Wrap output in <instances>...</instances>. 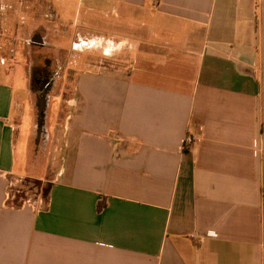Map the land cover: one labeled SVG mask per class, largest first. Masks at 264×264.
Listing matches in <instances>:
<instances>
[{"label":"crops","instance_id":"crops-1","mask_svg":"<svg viewBox=\"0 0 264 264\" xmlns=\"http://www.w3.org/2000/svg\"><path fill=\"white\" fill-rule=\"evenodd\" d=\"M78 7L98 57H81L45 199L11 198L34 169L0 69V264H264V0Z\"/></svg>","mask_w":264,"mask_h":264},{"label":"rangeland","instance_id":"rangeland-1","mask_svg":"<svg viewBox=\"0 0 264 264\" xmlns=\"http://www.w3.org/2000/svg\"><path fill=\"white\" fill-rule=\"evenodd\" d=\"M79 1L10 0L11 6L0 12V60L5 62L0 69L9 72V82L22 101V115L19 111L17 115L22 128L16 139V157L18 161L28 155L34 169L33 177L23 178L13 188L15 203L45 199L54 170L51 165L56 160L54 152L63 143L71 100L78 97L74 87L82 69L81 57L94 62L98 57L95 49H86L87 44L82 43L90 36L95 38L96 33L95 28L81 25ZM16 2L23 5L18 11ZM35 74L38 81L34 90ZM42 101L43 126L37 139L38 104Z\"/></svg>","mask_w":264,"mask_h":264},{"label":"water","instance_id":"water-1","mask_svg":"<svg viewBox=\"0 0 264 264\" xmlns=\"http://www.w3.org/2000/svg\"><path fill=\"white\" fill-rule=\"evenodd\" d=\"M38 115H37V139L40 137L42 132V126H43V118H44V101L38 104Z\"/></svg>","mask_w":264,"mask_h":264},{"label":"built area","instance_id":"built-area-1","mask_svg":"<svg viewBox=\"0 0 264 264\" xmlns=\"http://www.w3.org/2000/svg\"><path fill=\"white\" fill-rule=\"evenodd\" d=\"M195 140H196L195 135L191 132H188L185 135L184 139H182V148L186 149L191 147L194 144Z\"/></svg>","mask_w":264,"mask_h":264},{"label":"flooded vegetation","instance_id":"flooded-vegetation-1","mask_svg":"<svg viewBox=\"0 0 264 264\" xmlns=\"http://www.w3.org/2000/svg\"><path fill=\"white\" fill-rule=\"evenodd\" d=\"M45 71H46V70H45ZM36 81H38V78H37V76H36V74H35V75L33 76V82H32V83H33V86H34V90L36 89V85H37ZM47 90H48V89L45 88L44 91H43V93L45 94V92H46ZM43 93H42V94H43ZM44 94H43V95H44Z\"/></svg>","mask_w":264,"mask_h":264},{"label":"clouds","instance_id":"clouds-1","mask_svg":"<svg viewBox=\"0 0 264 264\" xmlns=\"http://www.w3.org/2000/svg\"><path fill=\"white\" fill-rule=\"evenodd\" d=\"M4 11V8L3 7H0V12ZM123 47V43L119 46H117V50H119V48ZM107 52V55H111V52H112V49H107L106 50Z\"/></svg>","mask_w":264,"mask_h":264},{"label":"trees","instance_id":"trees-1","mask_svg":"<svg viewBox=\"0 0 264 264\" xmlns=\"http://www.w3.org/2000/svg\"><path fill=\"white\" fill-rule=\"evenodd\" d=\"M33 82V81H32ZM32 85H33V83H32ZM32 88L34 89V86H32Z\"/></svg>","mask_w":264,"mask_h":264}]
</instances>
